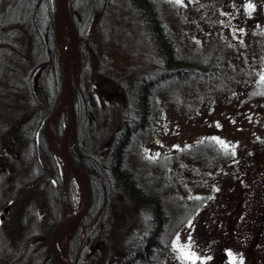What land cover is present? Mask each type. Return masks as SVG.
Instances as JSON below:
<instances>
[{
	"label": "rangeland",
	"instance_id": "rangeland-1",
	"mask_svg": "<svg viewBox=\"0 0 264 264\" xmlns=\"http://www.w3.org/2000/svg\"><path fill=\"white\" fill-rule=\"evenodd\" d=\"M148 1L178 55L216 61L197 77L162 85L148 126L130 142L132 168L171 217L165 251L149 259L264 264V0ZM70 10L78 41L71 97L79 72V96L89 102L79 143L105 164L120 116L137 106L140 77L159 71L162 55L149 15L127 0H74ZM59 58L51 0H0V215L10 206L0 220V255L19 254V264H53V227L65 208L76 214L81 194L86 200L73 178L63 182L44 133L62 92ZM66 115L61 105L53 116L57 138ZM148 218L111 193L93 221H78L67 247L71 264H122Z\"/></svg>",
	"mask_w": 264,
	"mask_h": 264
},
{
	"label": "trees",
	"instance_id": "trees-1",
	"mask_svg": "<svg viewBox=\"0 0 264 264\" xmlns=\"http://www.w3.org/2000/svg\"><path fill=\"white\" fill-rule=\"evenodd\" d=\"M127 1L132 5H137L142 14L149 15L147 27L152 30L156 47L162 55V63L160 64L162 67L157 72L140 77L141 85L138 84L135 89L138 101L137 106L131 115L124 113L120 116V131L112 142L105 164L99 163L79 143L80 125L84 124L82 116L89 109V102L87 97L82 101L79 96L81 81L78 72L76 92L73 98L74 125L77 138L70 150V156L72 162L87 175L89 190L92 194V202H90L88 210L79 222L87 226L93 221L99 211L105 207V202H107V198L111 193H114L115 196H123L129 204L137 205L146 210L149 215V228L146 235L140 238V243L129 250L126 260L122 264H138L142 262L154 264L149 257L153 254V251H165L161 243V237L165 223L169 222L171 217L170 215H165V208L160 196L157 194V189L146 185V181H142L137 171L132 168L131 162L128 160L130 142L135 141L136 137L144 132L145 127L148 126L152 111L151 103L156 98L157 93L164 90L162 85L168 83V85L171 84L172 86V84H175L176 78L182 79L186 76L184 75L185 73L197 77L199 72L208 69H202L206 63L208 65L211 63L212 66H215L216 61L212 60L210 56L203 57L200 61H197L194 58H184L182 55H178L179 52L176 50L172 39L163 36L164 31L159 28L160 22L157 21V16L154 14V5L151 6L148 0ZM73 2L74 0H70V9L73 7ZM55 69L58 68L56 67ZM80 69L79 71L81 72ZM204 73L206 74L207 72ZM262 89H264V83H262ZM61 120L60 116L58 120L59 140L62 138L63 131ZM56 172L58 174L57 168Z\"/></svg>",
	"mask_w": 264,
	"mask_h": 264
},
{
	"label": "bare ground",
	"instance_id": "bare-ground-1",
	"mask_svg": "<svg viewBox=\"0 0 264 264\" xmlns=\"http://www.w3.org/2000/svg\"><path fill=\"white\" fill-rule=\"evenodd\" d=\"M67 1V0H65ZM53 7V19L56 26V34L58 39V50L59 54L66 52L69 46L72 44L73 39L69 38L67 41L63 39L62 29L65 25V21L63 18V14L61 10L55 5L52 4ZM64 41V42H63ZM78 68V58L75 50L71 53L69 59L68 66V95L71 96L74 91L75 82H76V70ZM61 105H64V108L67 109V115L65 122L69 123V130L66 138L65 146L61 145L60 140L57 138L55 125L56 119L52 117L49 119L44 125V133L46 136V140L48 142L49 147L55 153L58 159L59 170L62 176V180L64 183H67L72 178L78 183L79 179L83 180L85 177L82 172L75 168L70 160V150L74 142V126L72 120L70 118V110L69 104L65 99V95L61 92L56 112H58V108ZM79 184V183H78ZM83 194H81V201L76 209V214L80 213L85 204V199L83 198ZM64 216H71V212L68 208H65ZM78 221L71 220L65 224H63L56 232L55 235V256L59 264H71V258L68 254L67 247L69 243V239L77 226Z\"/></svg>",
	"mask_w": 264,
	"mask_h": 264
},
{
	"label": "water",
	"instance_id": "water-1",
	"mask_svg": "<svg viewBox=\"0 0 264 264\" xmlns=\"http://www.w3.org/2000/svg\"><path fill=\"white\" fill-rule=\"evenodd\" d=\"M52 4H55L59 10H61L65 20L67 21L68 27L70 29V34H71V38L73 39L72 44L69 46V48L66 50V52L60 54V58L58 59V63H59V69H60V74H61V91L62 93L65 95V99L67 100L68 104H69V110H70V118L72 120V123H74V110H73V98L71 96L68 95V66H69V59H70V55L71 53L75 50L77 51V33L75 30V26L73 23V19H72V15H71V10H70V6H69V0L65 1V0H51ZM56 111H54L48 118L51 119ZM68 130H69V123L65 122L63 125V131H62V138L60 140L61 145L65 146L66 144V138H67V134H68ZM73 147V145H72ZM71 147V148H72ZM70 160H71V156H70ZM72 165L79 169L82 174L85 177V173L79 168L77 167L71 160ZM79 185L83 188L85 195H86V200H85V204L84 207L82 208V210L80 211V213L78 214H74L68 217H65L63 215L62 219L53 227L51 233H50V238H49V247H50V254H51V259L53 264H59L56 256H55V235L57 230L65 223L71 221V220H76V221H80L82 219V217L84 216V214L86 213V211L89 208L90 205V201H91V195H90V190H89V186H88V180L85 177L83 180L79 179L78 180ZM9 208L7 207L4 210V213H8Z\"/></svg>",
	"mask_w": 264,
	"mask_h": 264
},
{
	"label": "flooded vegetation",
	"instance_id": "flooded-vegetation-1",
	"mask_svg": "<svg viewBox=\"0 0 264 264\" xmlns=\"http://www.w3.org/2000/svg\"><path fill=\"white\" fill-rule=\"evenodd\" d=\"M4 155H5L4 151H0V157H2V156H4ZM0 161L3 162V160H0ZM7 207L10 209V206H9V205H7V206L3 209L2 214L0 215V220H1V221L5 218V216H7V215L9 214V211H8V213H4V210H5ZM18 261H19V254L14 255V256H12V257L9 258V259H7V258H5V257H2V256L0 255V264H19Z\"/></svg>",
	"mask_w": 264,
	"mask_h": 264
}]
</instances>
